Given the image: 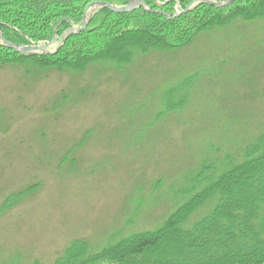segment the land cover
Here are the masks:
<instances>
[{"label": "rangeland", "instance_id": "374dc122", "mask_svg": "<svg viewBox=\"0 0 264 264\" xmlns=\"http://www.w3.org/2000/svg\"><path fill=\"white\" fill-rule=\"evenodd\" d=\"M34 53L22 54L46 52ZM262 134L264 19L122 66L0 65V264H54L76 240L99 252L155 230L187 200L189 175L241 160Z\"/></svg>", "mask_w": 264, "mask_h": 264}, {"label": "trees", "instance_id": "16d2710c", "mask_svg": "<svg viewBox=\"0 0 264 264\" xmlns=\"http://www.w3.org/2000/svg\"><path fill=\"white\" fill-rule=\"evenodd\" d=\"M131 1L0 0V33L11 46L66 40L51 54L24 55L0 38V65L33 64L60 72H85L100 62L122 66L137 55L188 46L202 33L236 20L264 19V0H234L226 6L211 1L192 6L199 0H142L143 6L130 13L97 7L88 17V28L71 34L83 28L91 4L125 8ZM187 180L177 194L187 200L159 228L133 234L99 252L91 250L88 240H76L54 264H264V134L241 160L229 156L221 169L205 163ZM38 186L11 196L2 210ZM204 211L207 214L193 220Z\"/></svg>", "mask_w": 264, "mask_h": 264}, {"label": "water", "instance_id": "95a60500", "mask_svg": "<svg viewBox=\"0 0 264 264\" xmlns=\"http://www.w3.org/2000/svg\"><path fill=\"white\" fill-rule=\"evenodd\" d=\"M202 1H207V2H209V1H211V3L213 4V5H219V6H226V5H229V4H231L232 2H234V0H230V1H228V2H225V3H221V4H219L218 3V0H199V1H197V2H194L193 4H192V6H194L195 4H197V3H200V2H202ZM141 6H143V2H142V0H132L131 2H130V4L127 6V7H125V8H118V7H115V6H113V5H111V4H105V3H100V2H95V3H93V4H91L89 7H88V9L86 10V13H85V17H84V26H83V28H81V29H78V30H76V31H74V32H72L71 34L73 35V34H79V33H82L83 31H85L87 28H88V19H87V15H88V13L92 10V9H94V8H97V7H107V8H109L110 10H112V11H114V12H117V13H130V12H132L136 7H141ZM189 9H190V7H189ZM70 37V35L68 36V37H66V39H68ZM0 38H1V40L3 41V43L6 45V46H8V47H11V48H14V47H12L8 42H6L5 40H4V38H3V36H2V34L0 33ZM55 40V39H54ZM66 42V40H64L63 41V43H65ZM17 52H20V53H27V52H36V53H34V54H37V52H46V53H48V54H51L50 52H48L46 49H45V46L43 47V46H39V45H37V46H32V47H25V48H14Z\"/></svg>", "mask_w": 264, "mask_h": 264}]
</instances>
